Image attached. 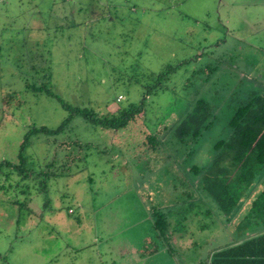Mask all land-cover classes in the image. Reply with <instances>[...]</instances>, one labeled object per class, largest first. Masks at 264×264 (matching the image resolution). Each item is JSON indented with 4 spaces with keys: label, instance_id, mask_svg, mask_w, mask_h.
Here are the masks:
<instances>
[{
    "label": "rangeland",
    "instance_id": "1",
    "mask_svg": "<svg viewBox=\"0 0 264 264\" xmlns=\"http://www.w3.org/2000/svg\"><path fill=\"white\" fill-rule=\"evenodd\" d=\"M172 64L125 127L73 115L57 134L30 136L27 175L1 167L0 264H199L230 234L214 201L207 214L179 210L197 180L189 168L211 161L233 111L264 89V0H0V161L17 164L28 129L69 115L59 99L113 112ZM196 100L213 124L181 143L174 127ZM155 209L171 219L167 238Z\"/></svg>",
    "mask_w": 264,
    "mask_h": 264
},
{
    "label": "trees",
    "instance_id": "2",
    "mask_svg": "<svg viewBox=\"0 0 264 264\" xmlns=\"http://www.w3.org/2000/svg\"><path fill=\"white\" fill-rule=\"evenodd\" d=\"M178 65H168L159 71L156 74V82L146 85L141 98L135 103L123 108L118 107L113 112L106 114L97 115L92 109L86 107H72L58 98L61 105L69 110V115L56 128L41 125L28 129L19 145L17 155L19 162L14 164L2 159L0 169L3 165H14L19 174L27 175L28 171L24 166L26 162L24 151L29 144L30 136L37 133L57 134L68 125L73 115H81L86 120L103 127L115 129L125 127L137 115L144 113L147 95L153 92L164 79L168 78ZM32 88L37 91L43 89L47 94H52L51 89L44 87L43 84L37 86L33 84ZM213 116V110L205 102L196 100L193 107L186 111L174 127L178 141L181 143L197 141L202 132L213 124ZM228 127L230 129L229 135L214 142V153L211 161L205 166L194 164L189 168L195 171L197 180L192 182L191 189L189 187L181 191L183 205L178 204L179 210L182 207L185 210L191 205H195L201 209V211H197L198 213L207 214L210 209L205 204L214 201L222 214L231 216L240 202L249 201L250 218H254L252 214H256L255 216L261 217L259 222L264 224V172L262 170L264 168V89L250 92L245 102L233 111L228 120ZM153 136L150 135L149 137ZM152 147L155 150L154 146ZM185 184L181 183V185ZM257 186H261V188L259 189ZM197 192L201 193L204 200H201L200 197L197 198L198 200L196 199ZM253 195L255 196L253 197ZM207 197L209 198L208 201L205 200ZM177 203L178 201L174 199L168 207L176 208L178 207ZM198 203L202 205L203 209ZM155 210H158V212H154L157 216L153 222L158 229L156 235L167 238V228L172 227L171 219L168 220L163 209ZM197 212L189 218H194L198 215ZM180 217L179 225H182L187 220L188 214L182 213ZM182 237L183 235L179 237V240ZM199 264H264V229L261 232L246 236L241 241L211 247Z\"/></svg>",
    "mask_w": 264,
    "mask_h": 264
},
{
    "label": "crops",
    "instance_id": "3",
    "mask_svg": "<svg viewBox=\"0 0 264 264\" xmlns=\"http://www.w3.org/2000/svg\"><path fill=\"white\" fill-rule=\"evenodd\" d=\"M154 151L155 150H152L151 153H153ZM152 156H154L153 158L156 157L154 154H152ZM199 197H200L201 200H204V198H202L201 193L200 194L199 193L197 194L196 199L197 198L199 199ZM208 199H209L208 197L205 198L206 201H208ZM211 201H212V199H211ZM207 203H209V202H207ZM243 204H244V202H243ZM243 204L241 205V207L238 210L243 209L244 212L245 211L246 212L248 211V213H247L246 216L241 215L239 218H237V220H233L231 222V219L230 218H232L234 216L237 217L236 214L238 213V210H236L233 213V215H231V216H229V215L228 216H226V215L223 216L222 217V220L220 221V223H218V226L221 229V232L220 233L224 236V234H225L224 231L226 229L228 231V234H230V235L227 238L224 236L221 242H219V243L216 242V245H218V244H228V243L233 242V241H241L246 236L253 235V234L257 233V232H261L264 229L263 228L264 227V224L259 222V220L261 219V217L255 216L253 219H251L250 218V216H251L250 214L251 213H250V210H248V206H249L248 203L247 204L245 203L244 204V207L242 208ZM246 219H248V220L246 221ZM248 231H250V232H248ZM187 243H190V245H192L193 244V241H190V242H187ZM177 245L179 247L180 245H182V243H178Z\"/></svg>",
    "mask_w": 264,
    "mask_h": 264
},
{
    "label": "built area",
    "instance_id": "4",
    "mask_svg": "<svg viewBox=\"0 0 264 264\" xmlns=\"http://www.w3.org/2000/svg\"><path fill=\"white\" fill-rule=\"evenodd\" d=\"M120 97V96H119Z\"/></svg>",
    "mask_w": 264,
    "mask_h": 264
}]
</instances>
